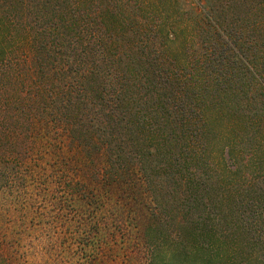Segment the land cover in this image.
Returning a JSON list of instances; mask_svg holds the SVG:
<instances>
[{
  "label": "trees",
  "instance_id": "1",
  "mask_svg": "<svg viewBox=\"0 0 264 264\" xmlns=\"http://www.w3.org/2000/svg\"><path fill=\"white\" fill-rule=\"evenodd\" d=\"M43 137L143 264H264V0H0V192Z\"/></svg>",
  "mask_w": 264,
  "mask_h": 264
},
{
  "label": "rangeland",
  "instance_id": "2",
  "mask_svg": "<svg viewBox=\"0 0 264 264\" xmlns=\"http://www.w3.org/2000/svg\"><path fill=\"white\" fill-rule=\"evenodd\" d=\"M56 139L60 155L80 160L78 150L61 129ZM46 140L43 137L39 147L28 152L24 178L0 192V253L9 264H143L141 243L130 234L123 237L120 231L126 228L120 220V230L111 223L114 206L106 207L104 201L98 209L95 204L88 206L98 200L96 189L90 186L98 182V176L80 172V181L87 187L80 192L67 188L64 177L59 181V176L49 175ZM70 178L78 181L76 174ZM116 209L122 210L121 205ZM94 223L100 225L98 234L90 226Z\"/></svg>",
  "mask_w": 264,
  "mask_h": 264
}]
</instances>
